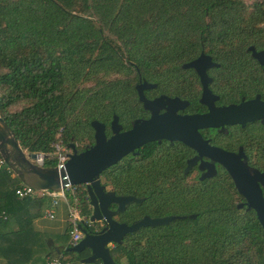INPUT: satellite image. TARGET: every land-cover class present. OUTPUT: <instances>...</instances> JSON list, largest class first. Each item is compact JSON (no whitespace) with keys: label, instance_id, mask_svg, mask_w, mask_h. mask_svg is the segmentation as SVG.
<instances>
[{"label":"trees","instance_id":"1","mask_svg":"<svg viewBox=\"0 0 264 264\" xmlns=\"http://www.w3.org/2000/svg\"><path fill=\"white\" fill-rule=\"evenodd\" d=\"M248 45L264 46V0H0V118L24 152L48 153L56 139L78 152L93 142L90 120L107 134L112 115L121 129L145 115L134 88L140 79L155 84L146 94L181 83L179 74L188 69L180 64L198 50L236 54L238 72ZM155 149L146 143L137 149L142 160L128 154L100 171L101 183L115 195L144 197L112 218L178 217L125 233L108 246L112 261L264 264V230L251 209L234 207L224 173L198 182L160 179L171 168L151 159ZM5 172L11 171L0 164V264H43L51 248L59 254L67 246L68 227L55 247L36 235L29 218L48 199L17 198L19 181L14 175L9 184ZM76 195L88 216L83 185L76 184Z\"/></svg>","mask_w":264,"mask_h":264},{"label":"flooded vegetation","instance_id":"2","mask_svg":"<svg viewBox=\"0 0 264 264\" xmlns=\"http://www.w3.org/2000/svg\"><path fill=\"white\" fill-rule=\"evenodd\" d=\"M215 49L232 52L236 48ZM200 53L203 56L197 63V69L184 66ZM239 57L246 62L242 64L243 69L237 72L234 62L236 54L220 52L218 55H210L198 50L190 60L180 64L181 68L188 69L186 73L179 74L181 83L168 87L166 92L150 91L146 94L145 89H154L155 84L142 79L136 82L135 85L142 81L145 84L141 88L144 98H166L164 104L161 103L156 108V113L167 110L184 118L174 122L175 133L172 136L146 141L120 158L135 154L142 160L137 149L146 143L158 146V149L151 152V159L159 157L158 162H164L171 168L168 174L158 178L183 183L198 182L219 177L220 172H223L229 181L231 192L234 193V207L252 210L237 190L231 176L210 154L213 149L227 152L231 158L230 162L239 164L247 172L248 178H251L252 172L264 173V110L259 108L260 102L264 101V69L259 61H264V46H245ZM138 102L141 106V101ZM242 103L245 104L237 109L236 106ZM216 108L230 109L222 113L214 111ZM142 109L145 110V115L134 117L132 120L149 116V110ZM132 120L128 127H120L119 130L129 128ZM109 134L108 124V133L104 135ZM98 180L101 183L99 175ZM252 182L256 184L264 200V184L254 179ZM104 189L108 190L105 186ZM141 198L143 200L144 197ZM108 207L112 209L114 205L109 204ZM163 215L168 214L147 216ZM98 227L96 223L89 226L90 229Z\"/></svg>","mask_w":264,"mask_h":264},{"label":"water","instance_id":"3","mask_svg":"<svg viewBox=\"0 0 264 264\" xmlns=\"http://www.w3.org/2000/svg\"><path fill=\"white\" fill-rule=\"evenodd\" d=\"M200 53L196 58L185 63L184 66H192L197 69V63L201 60ZM263 64L264 61L259 59ZM145 84L143 81L135 85L137 98L141 101L142 108L149 110L150 114L145 119H134L129 128L119 130L120 125L116 121V116L112 115L109 121L110 134L105 136L103 125L90 120L89 126L92 129L93 142L88 147L76 152L72 143H68L66 148V160L62 168L52 166H39L30 161L35 153L24 152L18 145L9 127L0 118V157L3 164L15 175L21 184L33 189H48L56 191L66 184H81L85 190L89 213L88 225L96 223L97 229H90L87 224H78L81 237L64 250L80 252L85 250L84 256L80 257L81 262L91 263L97 259L100 264H118L113 262L108 253V246L117 243L122 236L130 231H135L140 226H154L163 224L177 215H163L149 217L142 215L129 223L116 221L112 216L123 210L124 206L130 202H139L141 197H134L130 194L115 195L111 190H105L99 183L98 175L101 170L115 163L121 156L131 152L140 144L153 139L167 138L175 133V121H181L184 117L175 116L170 111L156 113V108L160 106L166 98L159 96L152 100L146 99L141 93V88ZM245 103L239 104L236 108H241ZM259 108L264 110V101L260 102ZM230 108H216L214 111L226 112ZM210 154L224 170L231 176L237 190L244 196L248 206L252 207L255 218L264 230V200L260 196L259 189L254 180L264 184L263 172H252L248 178L247 172L239 165L232 164L230 155L220 149L210 150ZM109 204L114 208L110 209ZM59 249H54L58 252Z\"/></svg>","mask_w":264,"mask_h":264},{"label":"built area","instance_id":"4","mask_svg":"<svg viewBox=\"0 0 264 264\" xmlns=\"http://www.w3.org/2000/svg\"><path fill=\"white\" fill-rule=\"evenodd\" d=\"M51 151L48 153L36 152L34 158L30 159L33 163L39 166H45L43 161L51 158V165L55 168H62L63 163L66 160V152L68 149L61 144L59 139L53 140L51 145ZM0 164H3L0 157ZM7 168V167H6ZM8 169V168H7ZM9 170V169H8ZM13 193L17 198L33 195H44L48 199V205L43 209V216L46 218L53 217V207L57 200H61L64 203L66 210V224L68 227V240L67 246L73 245L80 237L81 233L78 228V224H89L87 216L83 215L78 206V198L76 195V184H66L64 187L59 188L56 191L44 189H33L20 182L13 187ZM44 264H84L81 261H71L63 259L59 254L49 253L44 256Z\"/></svg>","mask_w":264,"mask_h":264},{"label":"crops","instance_id":"5","mask_svg":"<svg viewBox=\"0 0 264 264\" xmlns=\"http://www.w3.org/2000/svg\"><path fill=\"white\" fill-rule=\"evenodd\" d=\"M13 176H14V174L12 172H10V173L5 172V179L9 184L12 182L14 183V179L12 178ZM43 209L41 210V212L38 215H35V216L32 215L29 218V226H30V229H32V231L36 235H38V234L46 235L47 236L46 241H48L49 246L50 245L52 246V244H53L54 245L53 247H55L58 244L55 243V241L53 240L51 235L53 233H57V234L62 235V233L64 232V229L67 225L66 224L67 215H66L65 206L61 200H57L54 207H53L54 213H53L52 218L44 217L43 216ZM50 253H55L54 251H52V248H51ZM43 264H44V257H43Z\"/></svg>","mask_w":264,"mask_h":264},{"label":"rangeland","instance_id":"6","mask_svg":"<svg viewBox=\"0 0 264 264\" xmlns=\"http://www.w3.org/2000/svg\"><path fill=\"white\" fill-rule=\"evenodd\" d=\"M242 1L248 4V3H250L251 1H254V0H242ZM162 104H164V102H162ZM52 235H51V237L53 238V240L55 241L56 244H58V245L63 244L64 238H63V236H61V234L53 233ZM84 254H85V250H82L80 252H71V251H66V250L62 249L59 252V255L63 259L82 257V256H84Z\"/></svg>","mask_w":264,"mask_h":264}]
</instances>
